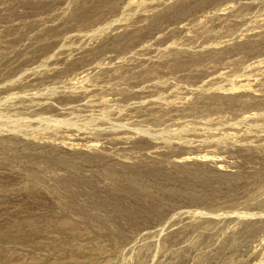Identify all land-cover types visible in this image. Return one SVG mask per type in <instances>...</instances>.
<instances>
[{
	"label": "rangeland",
	"instance_id": "374dc122",
	"mask_svg": "<svg viewBox=\"0 0 264 264\" xmlns=\"http://www.w3.org/2000/svg\"><path fill=\"white\" fill-rule=\"evenodd\" d=\"M0 264H264V0H0Z\"/></svg>",
	"mask_w": 264,
	"mask_h": 264
}]
</instances>
